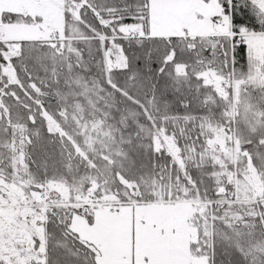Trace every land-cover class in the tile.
<instances>
[{
	"label": "snow or ice",
	"instance_id": "obj_1",
	"mask_svg": "<svg viewBox=\"0 0 264 264\" xmlns=\"http://www.w3.org/2000/svg\"><path fill=\"white\" fill-rule=\"evenodd\" d=\"M0 264H264V0H0Z\"/></svg>",
	"mask_w": 264,
	"mask_h": 264
}]
</instances>
